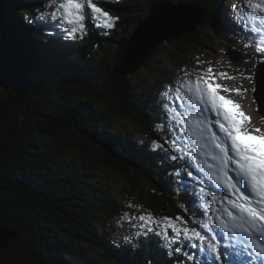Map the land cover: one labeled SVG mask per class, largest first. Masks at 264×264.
Listing matches in <instances>:
<instances>
[{
	"label": "trees",
	"instance_id": "obj_1",
	"mask_svg": "<svg viewBox=\"0 0 264 264\" xmlns=\"http://www.w3.org/2000/svg\"><path fill=\"white\" fill-rule=\"evenodd\" d=\"M28 1L0 0V225L16 232L0 252V264H242L235 259L242 250L223 241V229L216 232L223 255L206 258L193 240H176L173 248L179 246V253L166 247L160 236L148 239L152 234L139 235L134 244L112 240L100 225L103 213L118 211L121 201L94 173L104 165L120 170L152 213L180 215L203 230L198 223L203 217L200 207H208L199 201L205 193L198 175L201 169L194 170L188 155L180 153L183 147L181 140L176 142L172 123L164 133L155 131L179 107L164 108L155 94L117 68L132 32L152 7L163 1L192 2L204 10L201 23L210 24L223 0H108L105 10L119 17L115 27L102 29L88 21L87 34L72 40L49 25L50 20H40V28H26L21 8ZM37 1L29 19L51 10V2ZM62 42H69L68 50H63ZM202 45L193 32L165 43L168 49L155 69L158 81L152 87L158 89L159 82L171 80L164 77L170 63L186 62L183 68H188L197 62L190 51ZM73 82L78 93L63 96L62 83ZM62 96L66 101L58 106ZM101 100L107 107L98 109ZM116 118L131 119L158 138L162 148L154 150L149 141H139L123 128L113 130ZM70 147L82 150L81 163L61 160L60 154ZM199 167L206 165L202 161ZM142 236L146 239L141 241ZM250 253L243 262L264 264Z\"/></svg>",
	"mask_w": 264,
	"mask_h": 264
},
{
	"label": "snow or ice",
	"instance_id": "obj_2",
	"mask_svg": "<svg viewBox=\"0 0 264 264\" xmlns=\"http://www.w3.org/2000/svg\"><path fill=\"white\" fill-rule=\"evenodd\" d=\"M107 2L108 0H51V10L41 11L39 19L55 22L53 26L63 27L68 37L75 39L87 34L86 20L102 29L115 27L119 17L105 10L103 5ZM233 7L242 18L251 16L250 22L254 24L253 30L256 33H264V0H241L240 4ZM258 50L264 55V47ZM181 74L177 86L165 85L161 96L170 99V93L174 92L175 97L180 98L181 92L185 93L189 109L202 108L214 113V125L223 134L221 137L213 129L212 121L201 119L200 115L189 116L182 121L189 126V135L197 141V147L206 150L204 155L211 161L205 159L203 163L206 167L201 168V171L206 172L215 187L223 188L233 197L226 198L228 207L212 208L214 213L221 212L216 217L219 227L225 233L246 236L251 242V248L264 256V129L253 128L251 118L242 110V106L221 94L247 90L225 86L220 80L233 77L226 72L217 73L211 66L197 73L194 78L185 69H181ZM163 107L167 109L168 104L164 103ZM172 111L175 113V110ZM173 119H176L175 114ZM151 147L156 150L161 149L162 145L153 141ZM230 165L233 166L234 175H230ZM218 199L215 193L211 195L213 205ZM127 207L140 213L134 217L125 213L123 217L133 223L139 221L137 235L152 234L148 239L160 236L166 247L179 253L182 249L179 246L173 248L177 241L170 237V230L177 238L182 237L189 243L192 240L199 241L202 251L206 245L211 252L223 255L219 253L215 241L207 238L196 227L189 228L182 216L157 218L151 211L143 209L142 205L129 204ZM202 227L208 228L209 225L204 223ZM254 234H257L256 238Z\"/></svg>",
	"mask_w": 264,
	"mask_h": 264
},
{
	"label": "rangeland",
	"instance_id": "obj_3",
	"mask_svg": "<svg viewBox=\"0 0 264 264\" xmlns=\"http://www.w3.org/2000/svg\"><path fill=\"white\" fill-rule=\"evenodd\" d=\"M241 3V0H223L221 5L218 6L217 8V14L213 17V21L210 24H198L196 29L192 31L193 33H196L200 36L201 40L203 41L202 49L198 48L193 50L191 48V56L198 61H194V63H191L188 65V68H183L186 67V62H183V64L178 65L175 64L173 65L170 63L166 70H165V76L168 77L171 80H163L161 81L159 78V81H161L160 85L158 86V89H155V87H152V84L154 82H157L158 80L155 79V75L157 74L155 69L160 68V62L163 59V55L165 54L166 50L168 49V46H165V44L159 45L160 49L157 54L153 53L146 61L149 62L148 65L143 64L140 66L137 70H135L132 73H129L128 75L125 76H130L132 77V80L137 82V83H142L147 91H151L152 94H155L154 96L161 95V92L165 90V85H173V87L177 86L178 83V78L181 77V69H185L187 71H193L195 74L202 72L204 69L207 67L211 66L213 69L219 73V72H226L228 73L233 79H228V80H220L222 84L225 86H230V87H242V89H246L247 91H241L240 93H237L235 91L231 93H221L222 95H226L233 99L234 101H237V99H241L240 102L242 101H248L246 103V110L251 113L252 117V127L253 128H261L264 129V117L263 114L260 111V104L258 97L254 96L255 94V89H256V84L255 80L256 79V74L257 71L255 72V67L258 63H260L264 59V55L261 54V52L258 50L261 47H264V33L262 37L261 33H256L254 29V24L251 23V16H249L247 19L242 18L239 13L237 12L236 8L233 7V5H238ZM29 4H34V2H29ZM237 17V18H235ZM36 20H41V19H35L32 20L33 22ZM37 24V23H33ZM88 21L86 20V25L88 26ZM46 27V26H43ZM47 29V28H46ZM237 33V34H236ZM4 35L6 33L4 32ZM28 38V35H25ZM186 37L184 38V41L186 42ZM158 47V46H157ZM252 49V50H251ZM238 51L239 54L242 56V61L236 62L230 57V52L231 51ZM242 50V51H241ZM62 52V51H61ZM98 52V51H97ZM157 52V51H156ZM189 52V53H190ZM249 55V56H248ZM183 60V59H181ZM54 60H52L53 62ZM58 62L57 60H55ZM193 61V59H192ZM191 61V62H192ZM202 62V64H199ZM65 63V61H64ZM63 63V64H64ZM54 65L58 66V64L53 63ZM17 66H20V63H17ZM186 78V77H185ZM174 81V82H172ZM74 83V82H73ZM173 83V84H172ZM75 84V83H74ZM62 87V95L66 97L69 96L71 97L70 94L76 93L78 90V84L68 86L66 84L61 85ZM80 89V88H79ZM159 90V92H156ZM78 93V92H77ZM173 93H170V99H172ZM62 96L60 98L59 102L60 105L62 106L63 103L66 101ZM49 96H46L48 99ZM158 98V97H157ZM182 98V95L180 96ZM179 99V98H176ZM58 101V100H57ZM157 101L162 102L163 97L161 96L160 98L157 99ZM62 104V105H61ZM107 107V102L105 100H101L100 102L96 103V108L98 109H103ZM61 108V107H60ZM245 109V106H244ZM202 119H204V116L208 120L212 121L213 124V129L223 137L222 133H219L218 127H215L214 125V113L210 111H206L205 113L202 112L200 115ZM250 117V116H249ZM250 117V118H251ZM163 120L165 122L163 125L160 126V128H156L155 131L164 133V130H167V127L170 128L171 121H168V119L165 117ZM184 121L182 118L179 121V132L182 133L183 135L187 136L189 135V126L183 123ZM174 125V124H173ZM111 127L113 130L116 131L114 128H123L124 130H127L128 132H132L134 137L137 138L139 141H149L150 145H152L153 141H156L157 143H162L159 141L158 138L152 137L148 132H146L142 127H140L138 124H136L134 121L131 119H122V118H116L112 120ZM164 141V136L162 139ZM166 143L170 147V141L166 137ZM183 148L180 153L183 154H188L189 149L188 147L183 146L180 144ZM198 148V147H197ZM192 149V148H191ZM193 151V150H192ZM204 151L206 150H201L198 148V153L194 152L195 155H199L198 159L203 158L204 156ZM201 155V156H200ZM61 160L65 162H71L72 160L81 163V161L84 159L83 152L80 149H75L74 147H70L67 151L62 152L60 154ZM197 159V160H198ZM197 160L193 159L191 162L194 169L198 170L199 168H205V167H199L198 164L199 162H196ZM94 173L97 174L101 179V182H103L106 186L109 192H112L115 194L119 200L121 201L118 207V211L116 212H111V211H105L103 213V224L100 225V227L105 231L108 232L109 237L112 240L118 241L121 240V242H129L130 244L135 243V239L139 236L136 233L139 231L138 225L139 221H136L135 223L129 221L126 218H123L125 216V213H130L133 217L136 215H139L140 213L136 211L134 208L127 207V205L132 204V205H142L143 209L149 210L146 208L145 204L143 201L137 196L136 190H132L130 187L125 175L120 171L116 170L115 168L111 166H101L97 169V167L94 169ZM229 172L230 175H234L233 171V166H229ZM200 174V179L204 184L205 182H208V178L206 172L204 171H199ZM146 187L149 186L147 184H142ZM207 185V184H206ZM217 190L222 191L225 193L224 195L227 196V198L231 197L230 194L225 191L223 188H217ZM141 190V189H140ZM131 191V192H130ZM142 191V190H141ZM211 206V204H208ZM224 206L228 207L227 204L222 205L220 209L224 208ZM150 211V210H149ZM202 214L205 215L204 220H198V223L204 224V223H216V220H211L214 214L207 210V211H202ZM154 214V213H153ZM155 215V214H154ZM157 218L161 217H173V215L169 216L168 214L164 213L161 215H155ZM180 216V215H179ZM198 216H201L199 214ZM185 220V219H184ZM187 226L189 228L192 227V225L187 221ZM169 235L171 238L174 240H180L182 237L177 238L174 233H171L169 230ZM226 236V241L229 242L231 245L234 246H241L242 250V257L237 254L236 260L242 264H245L243 262L244 255L246 254L251 255L250 252H252L256 257L260 256V258L263 260L264 256L260 255L257 253L255 250H253L251 247H248L251 245V242L247 239L246 236L240 235H234ZM257 234H254V238H256ZM125 237H128L125 239ZM237 239L239 240L237 242ZM12 240V239H11ZM212 241H215V238H211ZM195 243L197 242L196 240H193ZM259 242V239H258ZM88 246V245H85ZM6 248V247H5ZM4 248V249H5ZM207 248V247H206ZM3 249V250H4ZM91 249H94L91 247ZM202 253V252H201ZM213 252L210 250H206L201 254L203 258H206L210 256ZM199 259V258H198Z\"/></svg>",
	"mask_w": 264,
	"mask_h": 264
},
{
	"label": "water",
	"instance_id": "obj_4",
	"mask_svg": "<svg viewBox=\"0 0 264 264\" xmlns=\"http://www.w3.org/2000/svg\"><path fill=\"white\" fill-rule=\"evenodd\" d=\"M203 17L204 10L192 2L176 4L163 1L159 6L152 7L149 15L133 31L122 63L117 68L118 73L128 75L134 72L146 63L157 46L194 31ZM230 56L236 62L241 59L236 52H230ZM256 70L258 74L255 96H258L260 111L264 117V63L258 65ZM15 236L16 232L12 228H3L0 225V252L10 245Z\"/></svg>",
	"mask_w": 264,
	"mask_h": 264
},
{
	"label": "bare ground",
	"instance_id": "obj_5",
	"mask_svg": "<svg viewBox=\"0 0 264 264\" xmlns=\"http://www.w3.org/2000/svg\"><path fill=\"white\" fill-rule=\"evenodd\" d=\"M235 18H237V17H235ZM237 34V33H236ZM252 50V49H251ZM242 51V50H241ZM249 56V55H248ZM258 74V73H257ZM257 74H256V79H257ZM263 95V97H264V93L262 94ZM258 97V96H257ZM240 98L239 99H237V101H238V103L242 106V110L248 115V116H250L251 117V113H250V111L248 112L247 110H246V103H248V101H247V99H246V101H243V102H246V103H243L242 101L240 102ZM244 106H245V109H244ZM170 110V109H169ZM251 121H253L252 120V117H251ZM195 182V181H194ZM196 183V182H195Z\"/></svg>",
	"mask_w": 264,
	"mask_h": 264
}]
</instances>
